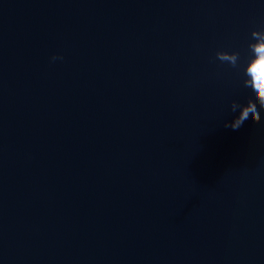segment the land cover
<instances>
[{
    "label": "water",
    "instance_id": "water-1",
    "mask_svg": "<svg viewBox=\"0 0 264 264\" xmlns=\"http://www.w3.org/2000/svg\"><path fill=\"white\" fill-rule=\"evenodd\" d=\"M0 264H264V0H0Z\"/></svg>",
    "mask_w": 264,
    "mask_h": 264
}]
</instances>
